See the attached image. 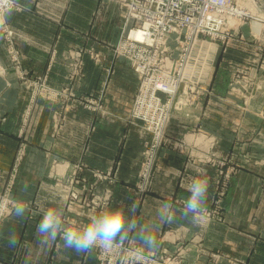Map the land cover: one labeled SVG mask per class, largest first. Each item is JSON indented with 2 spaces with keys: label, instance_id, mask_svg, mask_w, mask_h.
Returning a JSON list of instances; mask_svg holds the SVG:
<instances>
[{
  "label": "crops",
  "instance_id": "0c3cea01",
  "mask_svg": "<svg viewBox=\"0 0 264 264\" xmlns=\"http://www.w3.org/2000/svg\"><path fill=\"white\" fill-rule=\"evenodd\" d=\"M240 1L245 7L248 6L245 0ZM15 2L11 15L6 16V19L0 17V188H4L11 174H14L15 197L26 208V213L23 218L12 213L0 222V264H101L96 250L93 249L90 254H77L72 249H65L59 238L51 246L37 244L36 226L46 211L58 209L66 227L81 229L92 216L104 210L125 206L127 211L126 206L133 200L137 202L138 209L135 214L129 212V217L134 216L138 224L157 241V246L149 249L133 234L128 240L133 246L156 255L162 252L171 255L188 248L187 258L196 262L205 257L200 254V249L215 251L222 246L229 250L233 248L237 236L233 231H237V217L253 218L255 215L256 218L254 211L258 210L253 208L252 195L232 194L237 179L248 175L232 176L229 191L219 203L225 217L223 221L203 214L194 224L180 215L183 202L189 195L188 182L191 183L198 176L206 178L209 188L205 211L217 208V195L214 192L220 181V165L202 163L204 175L196 169L197 165H186V155L162 146L154 165L152 191L142 195L137 181L151 134L146 133L135 121L130 128L121 127L123 135L120 132V119L126 120L131 103L127 114L121 110L115 111L116 122H109L113 119L108 120L105 113L100 111L93 112L81 105L75 107L78 102L76 91L78 95L88 93V96L96 97L101 93L105 79H109L112 52L106 41H116L119 34L121 17L118 1ZM253 3L251 5L255 8L256 18L264 24V0H254ZM103 24L108 25L104 30L101 27ZM4 25L12 31L11 45L19 49L27 70L33 73L47 72L49 82L54 86L71 87L72 94L64 100L68 105L72 103L71 106L63 109L61 101L40 97L30 108V95L23 90L11 66L10 48L2 43ZM250 30V24L246 21L227 49L221 50L211 79L214 95L204 94L195 105L175 112L168 132L175 135L185 133L190 137L195 135L193 131L199 126L216 139L214 153L219 156L223 157L228 152L235 158L238 145H243L246 152L253 151V137L264 135V117L260 113L256 115L248 111L249 108L244 104L260 103V106H264V92L260 97L251 98L247 104L243 97L233 96L230 92L231 73L236 66H241L246 73L256 72V75L261 73L264 76V64L260 61L264 49L256 51L252 41L256 39ZM261 34L260 39L264 44V29ZM213 46L215 50L218 48V55L219 47ZM90 48L99 54L100 61L98 58V61L94 60L88 53ZM80 52L85 61L83 73L80 78L70 80L67 74L69 62ZM110 76L108 87L120 86L119 91L124 94L117 92L112 96L116 103L113 100L112 103L129 104L138 83L136 71L122 59ZM99 98L103 96L99 95ZM110 101L109 92V98L105 99L106 109H109ZM26 111L30 112V122L21 133ZM60 112L65 115L64 124L61 129H56L54 116ZM238 137L242 138L240 143ZM18 152L21 154L20 160L16 159ZM56 160L58 165H55ZM60 160L66 162L59 163ZM80 160L85 161L87 166L82 170L74 169L73 164ZM59 164H65V167L61 168ZM181 172L185 173L187 182L179 186V180L183 177ZM56 177L68 185L64 188L60 184L67 191L59 195L54 188ZM73 177H77L78 181L70 184ZM75 188L80 192L78 199L66 195L68 189ZM165 202L172 203L175 219L170 224L161 225L157 214L166 211L162 208ZM242 222L248 221L244 218ZM260 222L261 227H264V220ZM12 231L20 241L14 248L7 244L8 234ZM223 236L225 239H222Z\"/></svg>",
  "mask_w": 264,
  "mask_h": 264
},
{
  "label": "rangeland",
  "instance_id": "374dc122",
  "mask_svg": "<svg viewBox=\"0 0 264 264\" xmlns=\"http://www.w3.org/2000/svg\"><path fill=\"white\" fill-rule=\"evenodd\" d=\"M118 1L120 5V10L119 14L121 19L119 20V34L117 36L116 41H106L107 47H109V50L112 52V58L110 61V66H109V79H105L104 81V86L101 89V93L97 94V96H88V93L86 94H79L76 91V97H77V104L76 106H84L86 109H90L93 112H98L100 111L101 113H105V117L109 118L108 120L113 119L112 121L109 122H116L117 116L115 114V111L117 112L121 110V112H125L127 114L128 108L130 107V113H131V108H132V102L133 99L135 98L138 90H139V82L137 83V87L134 91L133 97L130 100L129 104H118L114 105L112 103V96L117 94V92H121L120 86L117 87H108V84H110V78L113 74V72L118 68V63L120 60H124L126 63H130L129 58L125 55V53L122 50L118 49L120 41L123 39H126L128 35L132 34L134 30L137 29L140 25H142V22L139 21L135 17L138 16V9H136L135 3L139 2V0H116ZM240 5L243 6V11L246 13L245 16L247 18H242L240 15H237L236 18H231V23H221L218 25H214V33L206 34L199 36L198 38L193 37L194 40L200 41L201 43L198 45L196 44L194 47V40L190 38H185L183 44L186 49V58H188L187 63L192 68V73L197 72V74L200 75H205L207 74V77L205 79H202L199 81V84L195 87L194 91L189 90V95L194 96L193 97V103L188 106H193L197 103V101L200 99L201 96L205 95H214V89L211 86V79L212 76L214 75L215 69L217 67V61L220 56V52L223 49H227L229 43L233 41L238 34L240 33V26L245 23L246 21L249 22L250 27H251V34L253 37H255L256 40H252L254 43V48H256V51H262L264 49V44L263 41L260 39L262 36L261 32L264 29V24L262 23L261 19H257L255 16V8L251 3L254 2V0H245L246 3L248 4L247 7H245V4L238 0ZM249 1V2H247ZM147 2V0H145ZM243 3V4H242ZM16 4V2H15ZM254 4V3H253ZM143 9H147L148 6L145 3H141ZM135 16V17H133ZM144 25V23H143ZM108 25H101L103 30L107 27ZM110 29V28H109ZM111 30V29H110ZM8 31H11L8 29L5 25L3 26L2 29V35H3V40L2 43L8 45V48H10L12 44V31L9 34ZM221 31V34L216 37V34ZM239 38V37H238ZM249 42V40H248ZM240 43V42H239ZM213 44L217 45L219 47L220 51L218 55H216L215 47ZM245 45L244 43H240ZM258 46V47H257ZM16 47V46H14ZM194 47V48H193ZM18 49V48H17ZM19 50V49H18ZM183 50V49H182ZM184 51V50H183ZM182 51V53H183ZM20 52V51H19ZM88 53L91 54L92 58L94 60L100 61L99 54L95 52L94 49H89ZM11 54V53H10ZM76 55V54H75ZM73 56V60L69 62V72L68 74V79L70 80H75L80 78V76L83 73V66H84V58L83 54L80 52V54ZM21 65L22 69L25 70V74L22 73V71L19 69V64L16 63L15 57L11 55V66H13V69L17 75V78L21 81L23 90L26 91L30 95V108H33L34 103L38 98H47L50 100L54 101H61L63 109L68 105L67 102H64V100L72 94L71 87L64 86V87H57L54 86L49 82V76L48 73H33L30 70H27L26 67L23 65V59L21 57ZM119 58V59H118ZM180 57L175 56L173 59V62L180 64ZM97 60V61H98ZM261 63L264 64V54L261 56ZM227 64L226 66H228ZM131 66V65H130ZM264 69V67H263ZM135 70V69H134ZM264 72V70H263ZM137 73V72H136ZM260 73V72H259ZM138 80H139V74L137 73ZM195 80L197 78H194ZM37 82H45L46 85H50L55 87L54 89L57 91V93H52L49 91L44 90L39 83ZM231 86H230V92L233 96H238V97H243L244 102L246 104L250 101L251 98H256L260 97L261 94L264 92V76L261 75H256V72L254 74L246 73L241 66H236L233 72L231 73ZM130 90V89H128ZM113 91V92H112ZM109 92H110V104H109V109H106V103L105 99L109 98ZM184 92V87L183 85L180 86L178 89V93L176 94V97H178L180 94H183ZM120 94V93H118ZM99 95L103 96V98H99ZM124 95V94H122ZM165 96V94H163ZM126 96V95H125ZM258 100V98H257ZM202 106V105H200ZM247 107L248 111H251L252 113H255L258 115L259 113L264 117V106H260L259 104H247L245 105ZM187 107V106H186ZM185 106L177 108L178 111L174 110L175 112H180L181 110L186 108ZM29 109V111H31ZM262 110V111H261ZM62 112V111H61ZM58 113V116H54V125L56 129H61L63 124H64V118L65 115L64 113ZM174 112V114H175ZM30 113V112H28ZM28 113L26 111L25 117L23 119V123L21 126V133L27 129V126L29 124L30 117L28 116ZM126 116V120H121L120 124V132L124 133V130L122 131L121 127L125 128H130L132 126V119L131 115ZM258 113V114H257ZM173 114V115H174ZM187 114H189L187 112ZM254 114V115H255ZM172 115V116H173ZM123 116H121L122 118ZM119 118V116H118ZM124 118V117H123ZM172 118V117H171ZM169 119L167 126H166V135L170 137V141L167 143H162L160 147L162 146H168L170 148H173L177 150L178 152L183 153L184 155L187 156V162L186 165L189 167L193 165H197L196 169L200 171L202 169V163L208 162L211 164H217L220 165V171H219V178L220 181L216 185L214 195H217L215 198V203L217 204V208L215 209H209L204 212L206 217H215L220 220H224V216L221 212L222 206H219V203H222V198L224 195L227 194L228 186L230 185V180H232L233 175L241 176L242 174L248 175L247 177L243 178H238L237 183L234 185L236 188L232 191V194L235 195H252V198L254 199L253 202V208H257L258 210L254 211L253 218L251 217H237V231L233 230L236 236V240L234 243V247L231 248L230 250L228 248H225L222 246V248L215 249V251L211 250L208 251L207 248L200 249V254L205 255V257L199 258V261H192L191 258L188 257V253L190 249H183L176 251L174 254H166L165 252H162L159 254L160 257H165L163 260H160L158 264H264V227H261V220H264V135L258 134L257 136L253 137L254 141L252 144V152L251 151H245L244 146H237V151L235 153V158H232V156L228 155L229 153L226 152L222 156H219L215 151L214 146L216 145V139L209 136L207 132H204L201 128L195 127V130L193 133L195 134L194 136L187 137L185 133H179V134H172L167 131L168 125L170 123ZM119 120V121H120ZM260 121V120H259ZM141 127L144 126L143 123L139 122ZM259 123H257L258 125ZM197 128V129H196ZM256 135V134H255ZM241 137L237 138V141L240 143L241 142ZM151 140V139H150ZM215 144V145H214ZM160 149V148H159ZM158 149V150H159ZM158 152V151H157ZM158 158V154H156V157L154 158L153 162V167L152 171H150V175L147 174V176L142 175L140 177V173L138 176V181H137V186L139 187L142 195L150 193L152 191L153 187V176H154V165L156 164V160ZM17 160L21 159V154L18 152L17 154ZM56 162L55 165H58V160L54 161ZM66 161L60 160L59 163H65ZM229 164L226 166V168H223L224 165ZM74 169L77 170H82L84 169L87 165L85 161H78L77 163H74ZM201 165V167L199 166ZM59 167L63 168L65 167V164H59ZM144 163L140 169V172L145 171L143 169ZM148 171V170H147ZM184 171V170H183ZM248 171V172H244ZM186 172V169H185ZM182 174V180H179V186L183 184V182L186 181L185 173L181 172ZM15 176L14 174H11L10 180L7 181L6 185L0 188V194H6V195H11L13 199L18 202V200L15 197L14 193V181ZM72 180L75 179L72 178ZM187 182V181H186ZM61 182L58 180V177L55 178L54 181V188L58 195L64 191L60 187ZM139 184V185H138ZM190 183L188 182V185ZM232 188V185H231ZM231 191V189H230ZM66 195H70V190H68ZM79 195V194H78ZM261 198L263 199L261 201ZM221 199V200H220ZM258 199V201H257ZM16 207V206H15ZM14 207V208H15ZM14 208L12 213H14ZM11 214L5 216L3 219H6L10 216ZM218 216V217H217ZM247 219V223L242 222L243 219ZM251 224H250V222ZM3 221V220H2ZM252 225V227H250ZM243 228V229H241ZM244 228L246 230H244ZM222 239H225L223 236ZM128 242V241H126ZM129 243V242H128ZM130 244V243H129ZM131 245V244H130ZM132 247H138V246H133ZM142 249V248H141ZM94 250H97L94 248ZM146 251L145 249H143ZM97 252V251H96ZM149 252V251H146ZM188 252V253H187ZM150 253V252H149ZM186 253V254H185ZM156 254V253H154ZM98 256V255H97ZM203 260V261H202Z\"/></svg>",
  "mask_w": 264,
  "mask_h": 264
},
{
  "label": "built area",
  "instance_id": "2783aa9c",
  "mask_svg": "<svg viewBox=\"0 0 264 264\" xmlns=\"http://www.w3.org/2000/svg\"><path fill=\"white\" fill-rule=\"evenodd\" d=\"M141 3H145L148 8L143 9ZM135 5L139 17H133L141 21L142 25L120 41L118 49L125 53L131 67L139 74L140 88L133 99L130 115L132 122L143 123L144 131L151 134L143 167L145 171L140 172V177H144L150 175L161 144L171 140L165 131L174 110L191 105L194 96L189 95V90L194 91L199 81L207 77V74L192 73L193 67L187 63L184 39L194 40L193 37L214 33V25L231 23V18H236L237 15L247 17L238 0H139ZM220 34L221 31L216 37ZM200 43L194 40V47ZM10 53L25 74L19 50L11 45ZM175 56L180 57V64L173 62ZM37 83L44 90L57 93L55 87L52 88L45 82ZM181 85L184 92L176 97ZM76 178L73 177L75 182L78 181ZM60 182L64 188L68 187L63 181ZM75 182L71 180L70 184ZM68 190L71 198H79L80 192L76 188ZM16 204L11 195L0 194V222L5 216L12 214ZM96 249L101 264H158L168 257L132 247L128 242L109 250Z\"/></svg>",
  "mask_w": 264,
  "mask_h": 264
},
{
  "label": "clouds",
  "instance_id": "9594fccd",
  "mask_svg": "<svg viewBox=\"0 0 264 264\" xmlns=\"http://www.w3.org/2000/svg\"><path fill=\"white\" fill-rule=\"evenodd\" d=\"M15 7V0H0V17L5 18L11 15ZM201 174L206 175L203 169ZM27 187V186H25ZM209 184L206 178H194L188 186L189 195L185 198L180 209V215L198 223L200 217L206 210ZM123 205V204H122ZM125 206L107 209L91 217L90 221L81 229H74L64 225L62 214L58 209H49L41 217L36 226V242L41 246H51L57 238L63 241L65 249H72L77 254H90L94 248L109 250L117 245H124L134 234L135 238L142 242L149 249L157 246L155 237L138 224L134 216L129 217L128 213L135 214L138 204L135 200ZM162 208L166 211L158 212V223H172L175 219L173 205L165 202ZM26 208L17 202L14 208V215L23 218ZM20 243L18 235L12 231L8 234L7 244L9 247H16Z\"/></svg>",
  "mask_w": 264,
  "mask_h": 264
}]
</instances>
